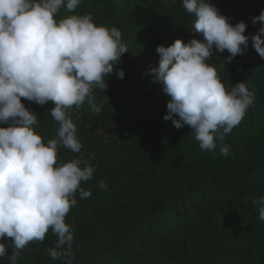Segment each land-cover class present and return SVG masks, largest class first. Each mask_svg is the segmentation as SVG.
I'll return each instance as SVG.
<instances>
[{"label":"trees","instance_id":"obj_1","mask_svg":"<svg viewBox=\"0 0 264 264\" xmlns=\"http://www.w3.org/2000/svg\"><path fill=\"white\" fill-rule=\"evenodd\" d=\"M245 35L255 34L250 17L264 0H208ZM91 14L93 22L117 27L128 52L95 88L99 113L87 101L69 116L77 125L80 153L60 146L58 163L86 159L93 179L81 182L91 196L80 199L65 217L74 227L72 264H264V221L253 201L264 197V59L252 47L227 62L216 53L214 65L227 90L243 81L254 93L244 117L225 135L230 155L201 150L189 126L175 128L164 120L170 97L148 72L158 66V45L176 39L188 43L195 17L183 0H83L75 12L61 8L57 19ZM116 69L125 73L118 79ZM38 116L33 128L43 141L55 138L59 124L50 116L51 102L41 106L21 98ZM178 118V117H177ZM4 126V125H0ZM100 181L108 185L104 191ZM57 237L49 230L43 242H30L17 264H63L48 254ZM11 238L0 243L6 247ZM8 254L0 264H9Z\"/></svg>","mask_w":264,"mask_h":264},{"label":"clouds","instance_id":"obj_2","mask_svg":"<svg viewBox=\"0 0 264 264\" xmlns=\"http://www.w3.org/2000/svg\"><path fill=\"white\" fill-rule=\"evenodd\" d=\"M82 2L0 0V240L11 238L9 264H17L30 242H43L49 230L57 237L50 258L72 264L74 227L65 217L77 204V192L80 199L91 196L81 182L93 179L95 167L80 158L58 163V149L81 152L69 112L85 101L94 113L101 111L93 90L107 88L106 77L128 49L117 27L98 26L91 14L57 19L62 7L72 13ZM183 7L195 17L194 32L203 38L158 45V66L148 72L170 97L163 119L177 129L189 126L201 150H214L219 143L220 155L227 157L225 135L240 123L254 93L244 80L227 90L206 61L214 50H227L231 62L244 54L249 37L264 59V8L250 17L253 26L260 22L257 32L245 35L244 21L230 23L208 0H183ZM115 74L118 79L125 75L122 69ZM21 98L41 106L52 103L49 113L59 124L55 138L45 143L36 133L38 116ZM98 187L108 190L104 181ZM253 204L264 221V197ZM8 247L0 243V258Z\"/></svg>","mask_w":264,"mask_h":264}]
</instances>
